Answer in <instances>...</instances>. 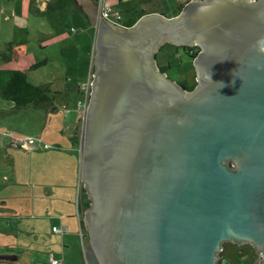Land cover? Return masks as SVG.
I'll return each instance as SVG.
<instances>
[{
    "label": "water",
    "instance_id": "water-1",
    "mask_svg": "<svg viewBox=\"0 0 264 264\" xmlns=\"http://www.w3.org/2000/svg\"><path fill=\"white\" fill-rule=\"evenodd\" d=\"M92 6L87 264H218L225 243L264 250V0H191L130 28ZM166 44L200 48L194 90L158 67Z\"/></svg>",
    "mask_w": 264,
    "mask_h": 264
},
{
    "label": "crops",
    "instance_id": "crops-1",
    "mask_svg": "<svg viewBox=\"0 0 264 264\" xmlns=\"http://www.w3.org/2000/svg\"><path fill=\"white\" fill-rule=\"evenodd\" d=\"M129 1L120 3L118 0H113L112 2L114 7L121 5L127 6L130 9L137 8L135 12L140 13L143 11H140V8H144V6L140 7L141 4L136 5L141 0H134L132 3H129ZM146 1L148 6L152 5L151 0ZM190 1L177 0L176 6L179 8V6H184ZM92 8H94L92 0H0V56L11 47V60H1L0 70L19 69L25 72L29 79V76H31L29 73L37 72V67L42 66L46 71L51 65L55 64L58 60L53 55H58L57 53L61 54L62 49L60 46L58 49L54 48L62 43L68 45L69 41L73 40L74 37L67 35L66 32L68 30L67 19L69 13L70 22H72V19L78 22V25L83 27L86 33H90L89 38H92L90 64L88 72L83 78V80H88L94 71L93 61L96 37V29L91 23L88 14ZM177 8L174 11L177 13L172 15L171 18L179 14L180 11ZM144 10L147 11V9ZM147 12H150L147 15H151L152 13L166 14V9H162L159 12L155 10ZM136 19L135 17L127 18L126 24L124 22L123 25L129 27L134 23L136 24L138 21ZM41 30H44L46 35ZM62 30H64V33L60 35L59 31ZM74 31L76 32V30ZM58 34L59 36H57ZM45 36H48V38H45ZM78 43L81 45L82 41H74L73 46L79 48ZM40 63L43 64L37 66ZM69 66L70 63L64 68L65 76L68 74ZM158 67L162 68L159 65ZM193 75V77L196 76L195 73ZM69 77L72 80L73 77ZM81 83L77 85L76 89L79 97H81ZM33 84L36 85L35 81H33ZM44 85L56 93L57 106L60 109L67 110V118H72L70 123L66 122L65 135L59 139L60 148H65L64 153L72 158V163L71 165L63 164L60 167L59 175L55 179L54 177L51 178L50 181H47L42 174L47 173L50 169H54V165L47 166L46 172H43L46 165L38 167L35 178H33L32 171L30 185L35 191L38 190V195L41 198L34 196L30 203L31 213L28 215V219L31 222L26 227L28 231L27 237L31 240L32 238H36L38 243L43 242L44 238L47 237L49 239L47 249L40 248V245H38L36 248L42 252L38 251V253L34 254L28 249L19 252L14 251L13 242H15L19 232L14 228L16 224L13 219L0 212V256H18V260L15 262L6 261L0 262V264H23V261L27 262V264H51L50 260L52 257L55 260L61 261L62 264H87L84 247L88 243V231L84 223L85 213L83 212V208L86 205V197L83 183L81 185L80 206L77 205L79 184L81 183L80 136L81 129L83 128V118L77 108V104L73 102V96L69 95L72 88L67 82L59 86L55 83V75H53ZM14 143L15 147L27 148L31 151L33 150L32 152H35L37 148L42 146V143L30 145L28 142L22 144V146H18L19 142L17 140ZM54 159L53 156L50 159L53 162L52 164H58ZM4 178L7 179V176ZM55 227L67 228L68 232L61 235L56 234L53 229Z\"/></svg>",
    "mask_w": 264,
    "mask_h": 264
},
{
    "label": "rangeland",
    "instance_id": "rangeland-1",
    "mask_svg": "<svg viewBox=\"0 0 264 264\" xmlns=\"http://www.w3.org/2000/svg\"><path fill=\"white\" fill-rule=\"evenodd\" d=\"M133 1L134 0H130L129 3ZM176 1L177 0H151L152 5L148 6L146 0H141L136 5L141 4L140 7L144 6V8H140V11L147 9V11L155 10L159 12L162 11V9H166V14L169 19H171V16L177 13L174 12L177 8ZM109 4L114 10H119L123 14L124 21L130 17L137 18L141 15L140 13L143 12H135L137 8L130 9L127 6L118 5L114 7L112 1H110ZM179 9H181L180 6ZM67 20L68 30L66 32L67 35L71 37L74 36L73 40H70L68 45L62 43L56 46L54 49H58L59 46L62 49L61 54L57 53L58 55H53L58 61L51 65L46 71L42 66L37 67V72L29 73L31 74L29 79L31 78L32 80L29 81L32 83L35 81L36 85L45 87L46 85H44V83H46L51 76L55 75V83H57V85L60 86L67 82L71 86L72 89L69 95L73 96V102L78 104L77 101L82 97H79L76 89L79 83L82 82L81 84H84L88 81L83 80V78L87 74L90 64L92 38H89L90 33H86V30L78 25V22H75L73 19L72 22H70L69 13ZM72 28L76 30V32ZM41 32L44 33V30H41ZM62 33H64V30L59 31L60 35ZM59 34L57 36H59ZM46 37L48 38V36H45V38ZM74 41H82L81 45L78 43L79 48L73 46ZM2 55L0 56V65L2 62L1 60L6 61L4 60L5 57ZM156 57L157 64L165 68L167 76L175 82L178 83L180 81L181 75L187 77V82L190 85L196 80L192 73V70H194V65L192 64L193 60L180 48V46L166 44L165 47L163 46L160 49ZM69 63L68 74L65 76L64 68ZM187 73L188 75L186 76ZM69 76L73 77L72 80H70ZM52 89L54 88L52 87ZM48 90L50 92L47 91V96L50 97V101L30 104L27 107L17 108L12 102L0 100V212L13 219L16 224L14 228L19 232L15 242H13L15 247H13V250L16 252L28 249L35 254L41 251L36 248L38 245H40V248L47 249V244L49 243L47 237L44 238L45 242L43 241L40 243L37 242L38 240L36 238H32L31 240L27 237L28 231L26 227L27 224L31 222L28 219V215L31 213L30 203L34 196L41 198L38 195V190L35 191L33 187L31 188L30 178L32 176V171L33 178H35L38 167L46 165L43 170V172H46L47 166L54 165V169H50L47 173L42 174L47 181H50L51 178L54 177L55 179L59 175L60 167L63 164L71 165L72 163V158L64 153L65 148H60L61 146L59 145L60 137L65 135L66 122L70 123L72 118H67V110L60 109L57 106L56 93L50 90V88ZM15 140L19 142L18 146H22V144L26 142L30 145L42 143V146L37 148L35 152H32L33 150L31 151L27 148L15 147ZM29 140L33 142H29ZM46 145L52 149H45L44 147ZM52 156L55 158L54 161L58 164H52L53 162L50 160ZM5 176H7V179L4 178ZM87 239L89 241V235ZM240 260H242V264L245 263L244 259ZM22 263L27 264L25 261ZM222 263L230 264L227 259H224Z\"/></svg>",
    "mask_w": 264,
    "mask_h": 264
},
{
    "label": "trees",
    "instance_id": "trees-1",
    "mask_svg": "<svg viewBox=\"0 0 264 264\" xmlns=\"http://www.w3.org/2000/svg\"><path fill=\"white\" fill-rule=\"evenodd\" d=\"M118 1L122 3L124 1H129V0H118ZM181 8H183V5L181 6ZM112 11L120 16V20H116L114 18H111L110 20H113L117 24H123L126 21V20L124 21V16L120 11H116L113 8ZM147 14H150V12L143 10L142 14L139 17H137L136 21L141 19L143 16ZM162 14L166 15L165 13ZM124 24H126V22ZM134 24L130 25L129 27H132ZM10 53H11V47L3 53L2 56L5 57L4 60H9V61L11 60ZM41 64L43 63L37 64V66H40ZM181 84L183 85L184 83ZM196 85H197V81L195 80L189 90H193L196 87ZM47 91L50 92L46 87L37 86L31 83L26 73L20 71L19 69L0 70V99L12 102L14 106L17 108L27 107L30 104H34V103L39 104L50 101V97L47 96ZM80 93H81V86H80ZM77 108H78V104H77ZM84 194L86 197V205L84 208V213H85L90 207V204L92 203L89 196L87 195L86 190H84ZM246 254L247 252H244L241 246L234 243H225L223 245V250L221 251L220 254L221 259L218 264H223L222 262L224 261V259L229 260L230 264H240L239 258L243 257ZM254 258L255 257H253L251 262L248 264H251ZM0 262H3V260H0Z\"/></svg>",
    "mask_w": 264,
    "mask_h": 264
},
{
    "label": "built area",
    "instance_id": "built-area-1",
    "mask_svg": "<svg viewBox=\"0 0 264 264\" xmlns=\"http://www.w3.org/2000/svg\"><path fill=\"white\" fill-rule=\"evenodd\" d=\"M97 6H98V11L101 17L110 20L111 18H114L116 20H120V16L115 14L112 11V8L109 4L110 0H92ZM92 83H93V74L92 76L88 79V81L84 84L81 85V93H82V98L78 102V110L80 114L82 115V118L84 119L86 115V111L89 108V104L91 101V93L93 91L92 89ZM30 142H33L32 140ZM45 148H49L48 145L45 146ZM82 181L79 184V199L77 201V205L80 206L81 202V190H82ZM54 233L56 234H65L68 232L67 228H59L55 227ZM51 264H62L61 261L55 260L53 257L51 258Z\"/></svg>",
    "mask_w": 264,
    "mask_h": 264
},
{
    "label": "flooded vegetation",
    "instance_id": "flooded-vegetation-1",
    "mask_svg": "<svg viewBox=\"0 0 264 264\" xmlns=\"http://www.w3.org/2000/svg\"><path fill=\"white\" fill-rule=\"evenodd\" d=\"M184 7V6H183ZM181 8V6H180ZM179 9V8H178ZM183 8L179 9L182 10ZM100 15V14H99ZM110 21H113V20H110ZM114 22V21H113ZM115 23V22H114ZM117 24V23H116ZM120 26H123V27H126L124 26L123 24H118ZM126 28H130V27H126ZM181 49L184 50V52L191 57V59L193 60L197 55L198 53L200 52V48L199 47H190V46H180ZM171 66V65H170ZM169 66V67H170ZM163 69V70H162ZM160 70L163 72V73H167L166 72V69L165 68H160ZM193 73H195L196 75V71H195V68L193 70ZM188 75V73L186 74V76ZM186 78V79H185ZM181 86H183V88L186 90V91H192V90H189L191 88L192 85L188 84L187 82V77H184V75H181L180 77V81L178 82ZM181 83H184L183 85ZM194 90V89H193ZM243 248V251L244 252H247L246 255H244L243 257L239 258V259H244L245 263L244 264H248L251 262L252 258L255 257L253 259V262L251 264H255L259 261H262L264 260V250H262L261 252H258L252 245H249V244H246V245H239ZM240 264H242V260H240Z\"/></svg>",
    "mask_w": 264,
    "mask_h": 264
}]
</instances>
